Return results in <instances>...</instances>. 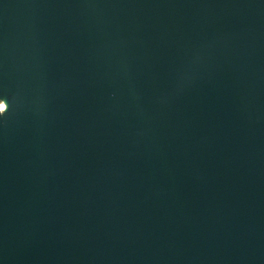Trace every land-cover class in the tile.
<instances>
[{
    "label": "water",
    "instance_id": "obj_1",
    "mask_svg": "<svg viewBox=\"0 0 264 264\" xmlns=\"http://www.w3.org/2000/svg\"><path fill=\"white\" fill-rule=\"evenodd\" d=\"M0 264H264V0H0Z\"/></svg>",
    "mask_w": 264,
    "mask_h": 264
},
{
    "label": "bare ground",
    "instance_id": "obj_2",
    "mask_svg": "<svg viewBox=\"0 0 264 264\" xmlns=\"http://www.w3.org/2000/svg\"><path fill=\"white\" fill-rule=\"evenodd\" d=\"M1 107H2V108H4V107H5V104H4V103H2V104H1Z\"/></svg>",
    "mask_w": 264,
    "mask_h": 264
}]
</instances>
